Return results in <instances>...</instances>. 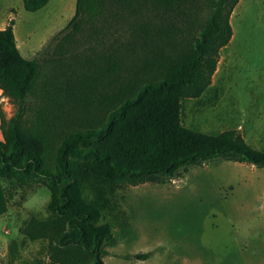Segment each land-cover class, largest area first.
<instances>
[{"label": "trees", "instance_id": "1", "mask_svg": "<svg viewBox=\"0 0 264 264\" xmlns=\"http://www.w3.org/2000/svg\"><path fill=\"white\" fill-rule=\"evenodd\" d=\"M48 1L22 3L36 11ZM194 1L75 0L72 17L32 58L17 47L12 18L0 28V89L17 104L8 119L0 112V181L41 183L51 191L48 219L33 217L23 227L30 240L48 239L51 263L102 264L114 243L112 226L101 221L110 208L106 193L98 189L93 198L84 196L93 182L113 188L160 181L217 159L264 167V151L250 147L237 130L210 134L181 123L180 101L199 97L210 85L238 3L208 0L191 41L174 42L166 27ZM83 46L93 59L89 79L77 80L79 86L68 82L60 97L59 85L39 80L40 60H61ZM105 80L100 85L113 90L102 95L111 104L104 114L64 127L53 108L62 100L78 101L77 90ZM29 97L43 102L31 118L25 116ZM6 210L2 185L0 215Z\"/></svg>", "mask_w": 264, "mask_h": 264}, {"label": "rangeland", "instance_id": "2", "mask_svg": "<svg viewBox=\"0 0 264 264\" xmlns=\"http://www.w3.org/2000/svg\"><path fill=\"white\" fill-rule=\"evenodd\" d=\"M207 3L195 0L166 27L174 42L191 41ZM74 10L75 0H49L36 11L26 10L22 0H0V26L12 18L21 54L32 58ZM229 21L232 35L219 50L211 83L199 97L181 99L180 120L185 127L210 134L235 129L250 147L264 151V0H238ZM89 56L83 46L61 60L41 59L39 80L49 78L59 85L62 97L68 82L79 86L77 80L89 79ZM103 83L108 81L77 90L78 101L62 100L63 107L53 108L59 122L74 126L102 116L111 105L102 95L113 90ZM42 104L40 98L29 97L25 116L33 117ZM16 109V102L0 89V112L8 119ZM2 181L7 210L0 215V264H55L48 258L47 238L30 240L24 234V225L33 217L23 219L26 210L20 208L25 194L46 187ZM98 189L110 205L101 221L110 223L115 236L102 264H264V167L217 159L160 181L113 188L93 182L84 189L85 198H93ZM8 209L15 210L14 218Z\"/></svg>", "mask_w": 264, "mask_h": 264}, {"label": "clouds", "instance_id": "3", "mask_svg": "<svg viewBox=\"0 0 264 264\" xmlns=\"http://www.w3.org/2000/svg\"><path fill=\"white\" fill-rule=\"evenodd\" d=\"M4 184L0 181V186ZM13 199H19V196H14ZM52 194L47 188L38 189L24 195V199L21 201L20 208L22 210L23 219H30L31 217L38 216L42 220H47L49 215L48 206L51 203ZM10 216L14 218L15 210L8 209Z\"/></svg>", "mask_w": 264, "mask_h": 264}, {"label": "crops", "instance_id": "4", "mask_svg": "<svg viewBox=\"0 0 264 264\" xmlns=\"http://www.w3.org/2000/svg\"><path fill=\"white\" fill-rule=\"evenodd\" d=\"M6 23L7 22H5L2 26H0V28H4L5 27V25H6ZM13 31H14V35H15V40H16V45H17V47L19 48V50H21L20 49V44H19V42H18V37H17V35H16V33H15V30H14V26H13ZM20 40H21V38H20ZM21 52V51H20Z\"/></svg>", "mask_w": 264, "mask_h": 264}]
</instances>
